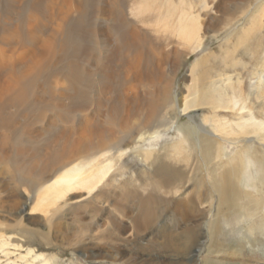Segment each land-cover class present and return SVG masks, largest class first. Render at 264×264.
<instances>
[{"label": "bare ground", "instance_id": "obj_1", "mask_svg": "<svg viewBox=\"0 0 264 264\" xmlns=\"http://www.w3.org/2000/svg\"><path fill=\"white\" fill-rule=\"evenodd\" d=\"M237 1L248 5L250 0H210L208 10L221 17L236 8ZM256 1L249 17L263 11L262 0ZM0 4L1 156L7 158L13 150L19 161L29 151L27 144L43 135L47 126L57 128L44 153L11 179L17 188L25 186L30 190L35 199L32 210L43 214L48 232L67 246L76 247L93 264H166L167 257L173 256L168 251L177 244L175 232L161 230L154 235L147 230L158 198H172L179 205L188 188H183L187 184L184 172L191 168L192 153L191 146L186 150L184 144L195 126H201L195 125V118L190 116L186 125L176 129L181 140L164 142L160 155L154 153L152 145L179 122L173 117V103L169 100L172 79L188 56L204 45V40L198 38L199 26L213 21L212 13L199 19L182 6L161 0H0ZM74 15L79 20L85 18V119L80 133L72 139L66 135L68 125H73L67 112L54 121L42 109L35 111L28 105L35 89L44 82L42 79L56 76L52 68L62 57L64 43L70 41L68 31L75 24ZM232 25V21L226 24L230 26L228 30L235 24ZM218 27L217 22L211 31L222 30ZM26 42L31 46L27 47ZM211 55L196 60L190 68L191 88L184 85L178 99L183 116L202 106H225L223 97L201 84L206 76L203 62ZM168 62L173 65L169 71L165 68ZM79 109L70 110L81 112ZM35 118L43 123L34 124ZM252 121L247 119L239 126L264 131L262 124ZM151 133L155 136H146ZM212 142L208 139L205 143L214 147ZM226 144L220 146L224 154ZM244 154L245 151L239 154V166L226 169L220 181L210 183L222 192L223 200L239 175L243 174L255 189V168L243 160ZM259 161L260 195L254 198L246 193L244 197L250 207L261 213L258 222L249 226L251 232L264 233V157ZM141 165L151 169V178L143 177ZM11 184L0 182V196H10L7 192ZM17 188L15 197L19 196ZM198 199L188 200L189 209L195 210L205 202V212L210 211V202L205 197ZM85 205L90 206L89 217L85 215ZM22 214L18 199L1 206L0 229L11 232L21 227ZM74 228L82 229L81 233L74 236ZM161 238L166 239L164 244L159 242ZM6 245L1 236V252Z\"/></svg>", "mask_w": 264, "mask_h": 264}, {"label": "rangeland", "instance_id": "obj_2", "mask_svg": "<svg viewBox=\"0 0 264 264\" xmlns=\"http://www.w3.org/2000/svg\"><path fill=\"white\" fill-rule=\"evenodd\" d=\"M161 1L169 2L176 7L182 6L185 11L192 12V15L199 19L211 12L208 10L210 0ZM257 2L250 0L246 5L244 2L237 1V5L235 4L237 7H232L229 15L221 17L216 16L212 11L210 16L213 21L199 26L198 38L204 40V45L188 56L173 76L169 100L173 103L175 114L173 117L175 116L179 122L174 124L173 129L166 132L160 140L154 142L152 145L154 153L162 154L161 146L164 142L182 139L181 133L176 129L178 125H186L190 116L195 118L194 124H199L201 129L195 126L188 138L189 144L186 142L184 144L186 150L191 146L192 153L191 168L184 172L187 184L183 188L188 187L184 193L185 196H181L182 201L180 200L177 205L172 198L159 195V203L156 202L153 209L152 225L147 230L154 235L161 230L175 232L173 236L177 238V244L174 247L175 251L172 249L168 251L173 256L167 257L166 264H264V233L250 230V227L252 228L258 222L261 213L250 207L244 197L246 193H251L254 198L260 195L257 167L260 166L259 160L264 157V140L262 139L264 131L255 132L250 128L245 130L240 128L242 123L250 118L253 119L252 122L264 126V8L263 11L253 13L249 17L257 6ZM261 3L264 4V0ZM247 9H249L248 12L240 19ZM231 21L235 25L228 30L230 26L227 27L226 24ZM72 22L75 24H72L68 31L70 41L64 43L62 57L56 60L52 68L56 71V76L51 80L46 77L42 79L44 82L41 81L43 82L40 85L41 88L38 86L35 89L34 97L28 106L36 108L35 111L42 109L40 111L52 116L54 121L68 114L73 125H68L66 135L74 139L76 138L74 134L78 136L83 127L82 120L85 119V18L79 20L78 15H74ZM217 22L218 28L222 30L211 31L212 25ZM26 45L31 46L29 42H26ZM206 54L212 55L203 62L202 68L206 71V76L201 84L205 90H213L216 96L223 97L222 104L225 106L221 108L202 106L191 112L192 114L183 116L179 109V95L184 85H187V89L191 88L193 78L190 77V68L196 60ZM65 56L66 59H64ZM172 66L168 62L165 68L169 71ZM2 76L3 72L0 71V79ZM183 94L186 92L183 91ZM51 102L54 104L52 105ZM75 107L82 108L81 112L70 110ZM1 120L8 123L6 119ZM33 120L37 125L43 123L39 118ZM57 125L61 128L59 123ZM47 127L48 129L44 130L43 135L37 137L35 142L27 144L29 151L23 153L19 161L16 160L13 150L7 158L1 156L0 151V182L12 183L7 192L11 198L0 196V210L1 206H7L14 199L20 201L23 210L21 227H14L11 232L0 229V239L2 236L7 242V245L2 248L3 252L0 251V264H93L75 250L76 247L67 246L60 237L56 238L48 232L42 222L43 214L32 210L35 199L32 198L30 190L25 186L17 188L16 182L11 179V175H20L30 166L35 157L42 155L48 148V143L50 146V141L54 138V130L57 128L54 125ZM146 136L154 137L155 135L151 133ZM208 139L214 141L212 143L215 148L209 145V149L206 144ZM225 142L228 143L225 146L226 154L220 147ZM211 149L217 151L214 152ZM244 151L243 160H248L255 168L253 169V177L257 181L253 182L256 184L255 189L247 182L243 174L239 175L238 182L232 186L226 194V199L223 200L222 192L212 188L210 183L213 184L216 179L220 181L226 169L239 166V158ZM205 156L211 158L205 159ZM137 164L140 163L137 162ZM141 166V171H144L143 177L151 178V169ZM16 188L19 191L18 197L14 196ZM204 197L210 202V211L205 212L207 210L204 208L205 202L198 208L194 205L195 210L189 209L190 198L203 200ZM85 215L87 217L90 215L88 205H85ZM73 231L74 236H77L82 229L74 228ZM31 240L34 242L30 243ZM165 241L166 239L161 238L159 242L164 244Z\"/></svg>", "mask_w": 264, "mask_h": 264}]
</instances>
